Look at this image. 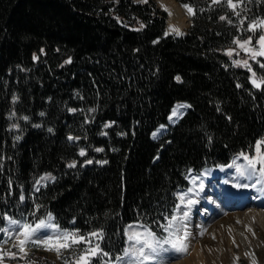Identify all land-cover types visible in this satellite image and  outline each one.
<instances>
[{"label": "trees", "instance_id": "1", "mask_svg": "<svg viewBox=\"0 0 264 264\" xmlns=\"http://www.w3.org/2000/svg\"><path fill=\"white\" fill-rule=\"evenodd\" d=\"M178 1L194 13L183 36L165 35L155 0H0V228L50 213L64 231L102 232L92 244L110 255L90 264L115 262L129 223L165 237L158 224L191 170L226 165L264 136V56L254 77L226 52L261 35L250 23L264 0ZM178 101L191 108L155 140ZM47 173L55 180L36 189ZM30 246L0 264L46 254Z\"/></svg>", "mask_w": 264, "mask_h": 264}, {"label": "snow or ice", "instance_id": "2", "mask_svg": "<svg viewBox=\"0 0 264 264\" xmlns=\"http://www.w3.org/2000/svg\"><path fill=\"white\" fill-rule=\"evenodd\" d=\"M216 2H220V0H216ZM240 2L241 0H237V3H233V0H224V3H226L233 10L237 8ZM182 6L186 8L189 14H194L193 9L190 6ZM236 15L238 16L239 13H236ZM221 19H226V17H221ZM257 26L264 28V19H254L253 21H251L250 27L253 31L256 30ZM174 30L178 35L181 34L178 29ZM259 40L261 45L264 46V34L260 35ZM234 43L239 44V41H234ZM247 43L248 41L244 42V44ZM244 44H240V47L243 48ZM258 54L264 56V51H261ZM228 55L231 56L232 53L229 52ZM256 55L257 53L254 52L253 59H255ZM234 63L238 64L240 62L234 61ZM243 63L245 67H248L247 61H244ZM262 67H264V65H262ZM177 79L179 78L177 77ZM182 107H185V105H178L177 108L173 111V116L179 115V109ZM261 144H264V140H258L256 142V155L250 157L244 152H241L237 157L233 159V162L231 165H229V167L235 166L236 173L239 177H247L249 179L258 177L256 183L264 185V153L260 152ZM97 151H100V149H97ZM84 154L85 153L81 151L80 155L83 156ZM239 159H242L243 161H245V163L237 164L236 161ZM87 162L91 163V161ZM41 179H49V177H42ZM188 191L191 192L192 189H189ZM179 199L183 204L184 196H179ZM187 203L191 204L193 203V201L188 200ZM179 210L180 205H177L176 208L173 209V212H177ZM187 215L188 213L185 211L180 216L171 215L164 217L165 222L159 223L158 227L163 232L168 233L167 237H158L149 226H146L144 224L137 223L129 225L128 229H126V239L128 242V247L123 250V255H117L114 258L117 264H148L149 261L156 259L158 254L165 250V245L170 246L171 249L186 252L187 247L184 243V241L187 239L186 225H184L183 222L186 220ZM4 218L7 221V226L0 228V232L7 233L9 239L4 240L3 243L7 244L10 240H19V252L25 251V245L39 244L45 246L46 250L55 251L57 255L60 256L62 249L67 250L71 248L75 253L76 245H88L87 247H84L80 250L79 254L76 255V259L72 261V264H81V262L82 264H90L92 257L98 255L108 257L110 255L107 252H103V250L99 248L98 244H92L91 238H102V232L94 231L92 233H89L88 236L85 237V235L80 234L78 231H61L52 223L53 217L50 213L48 214L46 219H39L38 222H36L34 225L32 223H28L27 221L21 222L7 216H5ZM46 228L53 230V235L45 239H41L37 236V233ZM21 237H23V239H21ZM53 242L59 243V246L48 247V245L52 244ZM13 246L15 247L16 245L14 244ZM3 255H11L13 259L16 258L15 254L4 252L2 249H0V260H2ZM64 264H69V260L67 258L64 259ZM107 264H111V260H109Z\"/></svg>", "mask_w": 264, "mask_h": 264}, {"label": "bare ground", "instance_id": "3", "mask_svg": "<svg viewBox=\"0 0 264 264\" xmlns=\"http://www.w3.org/2000/svg\"><path fill=\"white\" fill-rule=\"evenodd\" d=\"M186 16L188 19L190 18L188 12H186ZM182 17L184 18V16ZM187 17L181 23H175L177 25L179 24V27L174 26L173 28L176 27L181 30L187 27L189 25L187 23L189 22ZM173 111L170 115V121H175L177 117L173 116ZM160 128L164 129L163 127ZM236 163L243 164L245 161L237 160ZM219 168L207 167L198 175V179H193V185L197 190L196 196L192 197V195L184 194L185 192L177 191L178 197L184 196V203L182 204L180 201V210L177 211L176 215L180 216L185 211L188 213L183 223L186 225V236L190 238L189 243H184L187 245V248L193 243L190 246L193 249L191 255L186 259L173 261L171 259H174L177 251L166 245L164 246L165 250L160 252L156 259L149 261L148 264H207L206 255L200 246L195 244V234L198 235L200 233L210 218H215L220 212L230 209V205L237 207L238 210L230 213L228 215L229 217L219 220L216 223V229L212 230L213 238L215 237L217 239L216 242L219 244V249H223L224 247L221 241L224 237L227 238L229 243L235 242L236 232L242 239L249 242V235L244 230L238 228L239 224L252 226L254 221H258L264 226V185L256 183L258 177L251 179L239 177L236 173L235 166L231 168L222 166ZM222 171H225L229 184H226L222 179L218 180V176ZM188 200H192L193 203L188 204ZM248 205L247 210L240 209ZM205 218L208 220L203 221ZM244 254L243 251L236 252V256H243ZM253 263H256V260H253Z\"/></svg>", "mask_w": 264, "mask_h": 264}, {"label": "rangeland", "instance_id": "4", "mask_svg": "<svg viewBox=\"0 0 264 264\" xmlns=\"http://www.w3.org/2000/svg\"><path fill=\"white\" fill-rule=\"evenodd\" d=\"M140 2H148L149 0H139ZM158 4V6L164 10H166V12L168 13V17H167V24H166V32L165 35H170V34H177L176 31L174 29H178V28H173L174 26L179 27L177 24V22H174L173 19V15L177 14V19H179V14L180 12H177L176 7H181L180 4L176 1V0H167V2L169 1L168 4L171 5H175L176 7L173 8L174 10H171L169 8V6H163L161 4V2L163 3L165 0H155ZM244 2V1H243ZM177 3V4H176ZM233 3H237V0H233ZM242 2H240L237 6V8L240 6ZM179 5V6H178ZM182 8V7H181ZM183 10L181 9V12ZM239 12H242V8L239 9ZM184 18L187 17L185 14L183 15ZM192 18V16H190ZM181 21L179 23L182 22V20H184L183 17H180ZM188 19V17H187ZM260 20V19H258ZM189 22H187L189 25L187 27H185L184 29L182 28L181 30H179V32L181 34L179 35H185L190 28V18L188 19ZM251 29V27H250ZM260 30L261 34H264V28L257 26L256 30ZM167 33V34H166ZM178 35V34H177ZM260 36L257 38H246V39H238L236 41H239L238 43H234L233 45L229 46L226 49V52L229 53L231 52L232 55L230 56L234 61H239L240 63H234L235 65L241 66V67H245L244 66V61H247L248 68L252 71L253 76L255 77V73L253 71V64L255 61H257L259 59V57H262L261 55H259L258 53L261 51H264V46L261 45L260 40H259ZM245 41H248L247 44H244ZM240 44H244V47L241 48ZM257 53V55L255 56V59H253V53ZM179 78V77H178ZM179 81H181V79H178ZM188 106V105H187ZM184 109L183 107L179 109V115H177V117L175 118V121L181 117L184 113ZM183 113V114H182ZM174 122V121H172ZM163 129H159L155 132V135L157 136H162L159 132H161ZM72 140L78 141L80 139V137H75V136H70ZM259 140H264V136L262 138H260ZM258 141V140H257ZM81 151H83L85 153V149L83 148ZM260 152L264 153V144L260 145ZM245 154L251 156L256 155V143L254 144V147L252 149V151L250 152H246ZM237 157V156H236ZM240 161H243L242 159H239ZM229 167V166H228ZM259 167V165H258ZM231 168V167H230ZM220 169V168H218ZM217 170V169H216ZM230 171V170H228ZM200 174V173H199ZM198 174V175H199ZM225 171H222L219 176H218V180L222 179L226 184H229L228 178L225 175ZM198 175L194 172H191L189 174V179L191 180L190 182V187L188 189H182L179 190L178 192H182L186 195H192V197L196 196L197 190L195 188L193 184V179H198ZM223 176V177H222ZM42 177H49V179H44L42 180ZM39 180V183H37L36 185V189H39L40 187L45 186L46 184H48L49 182H52L55 178L53 175H45L42 176ZM192 189L191 192H189L188 190ZM177 192V193H178ZM250 205V204H249ZM246 206L245 208H240L241 210H247V208L249 207ZM230 209H227L226 211H222L220 212L215 218H210L209 220L207 218L203 219V221L208 220V222H206L207 225H205V227L200 231V233L198 235L195 234V239L196 242L195 244H198L201 248V250L204 252V254L206 255V263L207 264H264V226L262 224H260L258 221H254L252 226H246V225H238V228L244 230V232L247 233V235H249V242H246L244 239H242L236 232V240L233 243H229L227 241V238H222V243H223V249H219V244L218 242H216V238H213V233L212 230L216 229V223L219 220H222L225 217H229L228 215L232 212H234L235 210H238L237 207H233L232 205L229 206ZM176 215V214H175ZM17 221H21L24 222V220H17ZM7 226V224H6ZM57 227V226H56ZM250 227V228H249ZM58 228V227H57ZM59 230H61L60 228H58ZM251 229V230H249ZM63 231V230H61ZM44 232V233H43ZM212 233V234H211ZM53 235V230L50 229H42L41 232L37 233V236L40 237L41 239H43L44 237H50ZM168 236V235H167ZM87 237V236H85ZM44 238V239H45ZM189 238L187 237V239L184 241L186 244L189 243ZM9 236L7 233H3V240L0 241V249L5 250L4 252H9L11 254L12 253V249H13V245L15 244V247L19 248L20 245V241L19 240H10L7 244H4L3 241L4 240H8ZM21 239H23V237H21ZM95 239V238H94ZM193 243H191L192 245ZM29 245H25V251H30L33 247ZM190 245V244H189ZM190 245V246H191ZM59 243L53 242L52 244H50L48 247H58ZM88 245L85 244H78L76 245L75 248V253L73 252V249H67L61 250V254L60 256L57 255V253L55 251H49V250H44V252L46 254H43L42 257H35L34 260V264H39V262L43 261L45 258H52L55 262H58L59 264H64V259L67 258L69 260V264H72V261L75 260L76 255L80 252V247H85ZM166 246V245H165ZM187 246V245H186ZM190 246H188L187 251L186 252H181L176 250V256L174 257V259H171L173 261H178V260H183L188 258L191 253L192 250L190 248ZM174 250V249H173ZM243 251L245 254L243 256H236V252H241ZM255 254H254V252ZM32 258V256H31ZM253 260H256V263H253ZM82 264V262H81ZM107 264V263H105ZM111 264H117L116 263H111Z\"/></svg>", "mask_w": 264, "mask_h": 264}, {"label": "water", "instance_id": "5", "mask_svg": "<svg viewBox=\"0 0 264 264\" xmlns=\"http://www.w3.org/2000/svg\"><path fill=\"white\" fill-rule=\"evenodd\" d=\"M169 3V1L167 2V0H165L163 3L161 2V4L163 5V6H169V8L171 9V10H174L173 8H175L176 6L175 5H172V3H171V5L170 4H168ZM179 6V5H178ZM176 11L177 12H180V14H179V16L180 17H182L184 14L186 15V10L182 7H176ZM181 9L183 10V12H181ZM174 17H173V19H175L174 20V22H180L181 21V18L179 17V19H177V14H174L173 15Z\"/></svg>", "mask_w": 264, "mask_h": 264}]
</instances>
